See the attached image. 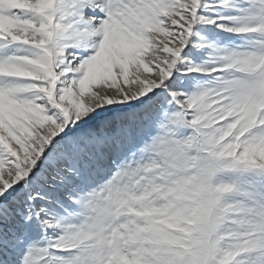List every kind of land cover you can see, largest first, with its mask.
<instances>
[{
  "label": "snow or ice",
  "instance_id": "1",
  "mask_svg": "<svg viewBox=\"0 0 264 264\" xmlns=\"http://www.w3.org/2000/svg\"><path fill=\"white\" fill-rule=\"evenodd\" d=\"M0 264H264V0H0Z\"/></svg>",
  "mask_w": 264,
  "mask_h": 264
}]
</instances>
